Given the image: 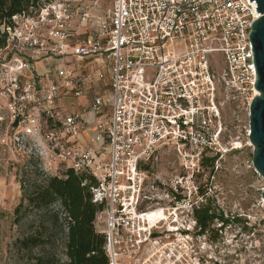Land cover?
<instances>
[{
  "label": "built area",
  "instance_id": "1",
  "mask_svg": "<svg viewBox=\"0 0 264 264\" xmlns=\"http://www.w3.org/2000/svg\"><path fill=\"white\" fill-rule=\"evenodd\" d=\"M36 1L1 28L0 50L15 51L5 96L10 143L40 159L43 178L72 170L94 179L92 202L103 206L95 231L108 264H205L193 215L202 198L190 202L179 182L166 193L168 207H158L144 193L142 167L152 169L162 147L197 166L202 156L221 154L219 87L246 106L258 95L248 40L261 17L255 2L106 0L97 28L81 38L88 14L74 15L68 0ZM218 56L221 73L213 68ZM35 62L41 72L31 71ZM71 99L84 103L73 111ZM155 211L163 217L150 223Z\"/></svg>",
  "mask_w": 264,
  "mask_h": 264
},
{
  "label": "rangeland",
  "instance_id": "2",
  "mask_svg": "<svg viewBox=\"0 0 264 264\" xmlns=\"http://www.w3.org/2000/svg\"><path fill=\"white\" fill-rule=\"evenodd\" d=\"M68 1L73 5L74 15L88 14V22L77 31L81 38L97 28V19L104 16L108 7L106 0ZM17 23L18 28H22L25 21L19 20ZM13 52L15 51L11 47L8 50H0V264H65V220L58 204L41 213L22 211L20 224L14 222V210L20 205L24 193L43 179V165L40 159L27 158L17 152L9 141L13 127L6 109L5 96L12 91L14 72L11 71H14L15 63L9 62V59ZM25 53L29 55L28 51ZM212 60L215 62L214 70L221 73L224 68L222 57L218 56ZM41 70L42 65L39 62L32 63V72ZM151 74L152 71H147L148 81L152 79ZM29 77L30 74L26 71L21 76V81L26 82ZM223 94L222 88L219 87L218 98L222 104L219 111L224 130L220 141L221 154L216 157L207 154L202 160H213L212 168L202 166L201 162L197 166L195 161L180 157L172 148L162 147L152 163L153 175L151 178L147 177L144 193L150 200L158 201V207H168L166 189L177 187L180 182L185 193H192L190 202L198 196L202 198V202L211 204L213 214L221 215L223 219L232 222L230 228L216 235L213 229L218 227L219 221L214 219L209 223L210 236L220 238L213 244L207 237L199 240L200 258L203 263L264 264V202L261 198L264 180L254 172L251 163L248 106L240 101H228ZM57 166L64 170V166ZM153 182L159 189L150 188ZM55 215L59 220L57 223L53 222ZM40 223H44L46 227L52 226L54 243L26 253L19 251L14 241L32 233Z\"/></svg>",
  "mask_w": 264,
  "mask_h": 264
},
{
  "label": "trees",
  "instance_id": "3",
  "mask_svg": "<svg viewBox=\"0 0 264 264\" xmlns=\"http://www.w3.org/2000/svg\"><path fill=\"white\" fill-rule=\"evenodd\" d=\"M36 6V0H0V49L6 44V33H2L1 28L10 26L12 17L28 13L31 7ZM203 158L205 156L200 159L201 165L212 168L213 160L202 161ZM142 170L147 172L149 177L152 176L150 164L144 165ZM95 186L96 182L92 177L72 170H66L58 176L45 177L24 193L20 205L14 210V222L20 224L22 211L41 213L50 206L58 204L63 215L67 217H64L63 225L65 264H108L103 251L104 237L95 231V217L103 208L101 204L92 202L91 189ZM168 191L170 190L166 189V192ZM200 193L203 195L202 191ZM193 215L200 229L198 234L207 237L211 244L216 243L220 238L210 236L211 231L209 232L208 226L212 220L219 221L218 227L213 229L215 235L233 225L221 215L213 214L211 204L207 201L201 202ZM58 221L55 215L53 222ZM65 225L68 228L67 232H64ZM54 237L52 226L46 227L44 223H40L32 233L16 239L14 245L19 251L26 253L51 245L54 243Z\"/></svg>",
  "mask_w": 264,
  "mask_h": 264
},
{
  "label": "water",
  "instance_id": "4",
  "mask_svg": "<svg viewBox=\"0 0 264 264\" xmlns=\"http://www.w3.org/2000/svg\"><path fill=\"white\" fill-rule=\"evenodd\" d=\"M256 4V13L260 18L251 22L248 36L252 66L255 72L253 88L258 95L248 106V142L252 147V167L254 172L264 180V0H249ZM264 202V189L261 192Z\"/></svg>",
  "mask_w": 264,
  "mask_h": 264
},
{
  "label": "bare ground",
  "instance_id": "5",
  "mask_svg": "<svg viewBox=\"0 0 264 264\" xmlns=\"http://www.w3.org/2000/svg\"><path fill=\"white\" fill-rule=\"evenodd\" d=\"M255 95H257V91H256V90H255ZM161 217H163V215L161 214L160 211H155V212H153V213H151V214H149V215L147 216L148 221H149L150 223H153L155 220H157V219H159V218H161Z\"/></svg>",
  "mask_w": 264,
  "mask_h": 264
},
{
  "label": "crops",
  "instance_id": "6",
  "mask_svg": "<svg viewBox=\"0 0 264 264\" xmlns=\"http://www.w3.org/2000/svg\"><path fill=\"white\" fill-rule=\"evenodd\" d=\"M68 102L73 104V111L77 110L79 108V106H81L84 103L83 100H74V99L67 101V103Z\"/></svg>",
  "mask_w": 264,
  "mask_h": 264
}]
</instances>
